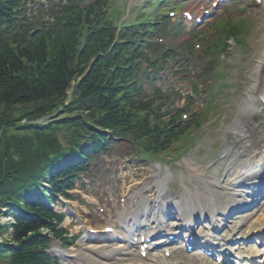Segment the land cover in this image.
I'll use <instances>...</instances> for the list:
<instances>
[{
	"label": "trees",
	"instance_id": "16d2710c",
	"mask_svg": "<svg viewBox=\"0 0 264 264\" xmlns=\"http://www.w3.org/2000/svg\"><path fill=\"white\" fill-rule=\"evenodd\" d=\"M99 9L100 6L84 11L72 8L56 28L30 41L24 39L13 49L0 34V126L6 127L0 135L2 206L28 207L26 211L39 217L48 215L39 201L33 203L30 199L35 183L48 176L53 184L50 173L54 169L66 170L60 160L70 157L78 161L105 142L106 137L92 132L88 125L129 138L151 152L160 151L164 148L162 143L176 137L171 127L174 120L151 124L150 104L131 96L130 87L126 86L128 72L121 69V53L126 48L117 45L113 49L112 33L101 31L98 25L94 29L90 23ZM82 76L85 77L74 88V96L66 107L73 119L47 126L27 125L20 133L9 131L18 120L16 114L32 120L63 107L67 90ZM61 130L76 137L72 144L78 142V148L61 147ZM85 137L91 141L88 147L81 146ZM15 222V247L0 246V258L6 250L8 264H45L46 259L38 252L39 236H28L38 230V225L18 218Z\"/></svg>",
	"mask_w": 264,
	"mask_h": 264
},
{
	"label": "bare ground",
	"instance_id": "6f19581e",
	"mask_svg": "<svg viewBox=\"0 0 264 264\" xmlns=\"http://www.w3.org/2000/svg\"><path fill=\"white\" fill-rule=\"evenodd\" d=\"M255 9L260 31L254 42L260 41L264 45V0L255 1ZM248 71L249 82L244 95L236 101L238 105L234 118L229 131L225 132L230 135V143H226L223 155L230 154V164L221 168L229 179L216 178L219 168H214L212 175L207 176L205 170L191 160L186 163V175H173L170 168L164 165L154 166L149 178L157 188V192L151 194L153 201H149V204L154 205L153 208L137 204L136 200L140 202L147 199L148 196L144 198L145 194L144 197L132 195L128 201L135 208L130 207L127 213L116 215L119 221L129 219V225L122 227V231L130 233L135 227H141L140 234L139 229H136L133 236H124L117 244H101L96 241L108 239V236L102 230L88 228L85 234L95 233L97 240L85 243L80 239L75 249L57 251L62 264H217L199 250L185 253L184 242L190 236H196L200 244L208 243V249H214L216 256L228 251L235 262L264 264V246L242 242L264 233V199L249 213L240 214L235 219L228 215L229 210L253 201L250 195L255 193V187L259 185V175H264V57L250 61ZM175 181L180 182V195L172 199L166 193L169 185ZM146 190L151 192V188ZM176 207L180 210L174 218H170L165 209L174 214ZM203 217H206L203 222L194 221L195 218L199 220ZM65 224L69 226L71 220L67 219ZM78 231L77 226L72 227L73 233ZM96 232H101L103 238ZM116 233L119 239L120 234L118 231ZM157 233L165 235L157 243L160 247L156 250L148 248L146 257L142 258L140 237ZM180 234L184 240L180 243L176 240L174 245H170L167 237L172 235L177 238ZM136 237L137 242H134ZM234 237H238V243L232 246L230 243ZM166 251L170 253L169 257L165 256Z\"/></svg>",
	"mask_w": 264,
	"mask_h": 264
},
{
	"label": "rangeland",
	"instance_id": "374dc122",
	"mask_svg": "<svg viewBox=\"0 0 264 264\" xmlns=\"http://www.w3.org/2000/svg\"><path fill=\"white\" fill-rule=\"evenodd\" d=\"M156 0H110V9L117 11L118 17L126 22L134 20L135 16L144 13L150 8V3ZM47 1H43L45 6ZM233 17L240 18L243 25L242 31L243 39L241 45H234L226 53L224 58L216 61L213 68V74L205 73L208 68V63L204 56L201 55L200 61L193 58H188L186 61L170 62L167 73L162 74L163 80L158 79L154 81L153 85L145 84L146 92L152 97L158 89L164 94L170 95L172 91H178L179 99L177 100L176 108L180 109L188 107L190 114H203L206 117L201 122L199 129L193 126L189 129L191 138L190 145L182 146V149L175 147L169 157L162 156L163 161L170 166L179 167L180 162L184 163L188 156H198L201 162H209V158L214 155L212 150V143L217 144L218 152L222 150V141H229L230 135L226 138L222 135L230 127V122L233 120L234 111L237 108V100L244 94L245 86L249 79L248 64L250 61H255L256 58L261 57L264 53V45L260 42H254V39L260 27L258 26V19L255 6L252 1L242 0L240 5L235 6ZM44 9L46 7H43ZM136 9L130 15V10ZM183 30L182 37L176 43H184L194 38H199L197 32L193 33L192 29H186L181 24ZM202 39L205 37L203 34ZM202 52V51H201ZM195 53V52H194ZM196 61V62H194ZM196 70V71H195ZM176 73L175 75L171 73ZM208 76H210L208 78ZM193 93V94H192ZM191 97V98H190ZM176 99H174L175 101ZM171 109V108H170ZM137 154L126 143H115L111 149L105 154L99 156L96 160L89 164L90 172L82 177V181L78 184V189L81 192H87L90 189L95 190L97 184L102 186L109 184L110 186H118V172L115 170L122 168L125 175L130 172L137 176L135 179H143L146 177L148 170L153 167V163L148 161H137ZM108 169L109 171H107ZM126 178L129 186L133 185V181ZM143 176V177H142ZM135 192V190H132ZM0 222H6L4 216H0Z\"/></svg>",
	"mask_w": 264,
	"mask_h": 264
}]
</instances>
